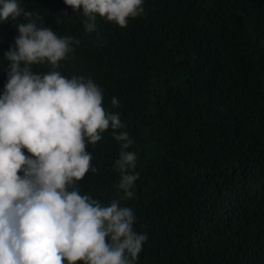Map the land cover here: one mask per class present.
<instances>
[{
	"label": "trees",
	"instance_id": "1",
	"mask_svg": "<svg viewBox=\"0 0 264 264\" xmlns=\"http://www.w3.org/2000/svg\"><path fill=\"white\" fill-rule=\"evenodd\" d=\"M19 3L80 41L57 70L91 78L134 141L131 198L111 129L77 184L104 205L124 197L147 236L135 264H264V0H144L126 28L97 17L94 33L64 0ZM21 22L0 20V95Z\"/></svg>",
	"mask_w": 264,
	"mask_h": 264
},
{
	"label": "clouds",
	"instance_id": "2",
	"mask_svg": "<svg viewBox=\"0 0 264 264\" xmlns=\"http://www.w3.org/2000/svg\"><path fill=\"white\" fill-rule=\"evenodd\" d=\"M64 3L82 11L86 33L97 31V17L123 29L144 13V0ZM21 17L0 95V264H135L147 236L134 231L133 210L120 204L139 177L137 155L127 150L134 141L91 78L57 70L80 41L58 36L19 0H0V20ZM44 64L51 70L33 72ZM111 105L119 107L116 97ZM109 129L121 142L113 168L124 197L104 205L77 182L98 171L86 148Z\"/></svg>",
	"mask_w": 264,
	"mask_h": 264
}]
</instances>
